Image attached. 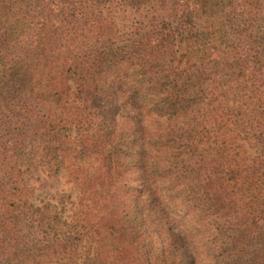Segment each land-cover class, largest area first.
Returning <instances> with one entry per match:
<instances>
[{"label": "trees", "instance_id": "obj_1", "mask_svg": "<svg viewBox=\"0 0 264 264\" xmlns=\"http://www.w3.org/2000/svg\"><path fill=\"white\" fill-rule=\"evenodd\" d=\"M9 1L0 239L16 248L33 229L23 168L28 145L42 143L35 156L47 164L90 167L76 174L96 223L77 218L70 234L105 241L102 264H264V0H155L143 59L112 64L93 47H106L118 19L100 0H20L16 15ZM77 129L79 151L63 134Z\"/></svg>", "mask_w": 264, "mask_h": 264}, {"label": "rangeland", "instance_id": "obj_2", "mask_svg": "<svg viewBox=\"0 0 264 264\" xmlns=\"http://www.w3.org/2000/svg\"><path fill=\"white\" fill-rule=\"evenodd\" d=\"M154 1L150 0L149 6L142 8L144 12H139L138 6L132 0H100L104 18L109 21L118 18L115 21L113 34L106 40V47L104 48L101 42L93 43L95 49L106 50L111 55L110 64L132 56L143 59L146 53L144 44L148 35L147 24L152 17L160 13H157L160 5L154 7ZM19 2L20 0L7 2V5L13 7L12 13L15 12V15L18 13L15 4L19 6ZM178 52L181 56V49H178ZM113 72L118 71L113 70ZM119 73L124 71L121 70ZM137 130L135 123L127 125L126 139L134 142L137 138ZM63 134L69 137L72 144L69 146L79 151L80 149L73 144L79 143L78 141L82 139L84 134L82 129ZM2 136L0 131V138ZM63 141L67 142V139ZM44 146L42 143L28 145L25 151L28 162L23 168V171H28L26 186L30 190L28 207L30 215L24 223L35 224L31 226L32 230H24L20 234L16 248L12 247V243L0 239V264H102L97 258L102 249L104 250L105 241L101 243L94 233V235L89 233L96 219L93 214L88 215L86 209L82 207L84 196L78 186L76 174L78 168L88 172L90 167L82 157L76 160L77 163L68 160L66 164L61 165L47 164L35 156L42 154ZM132 157L133 153L129 152L130 162ZM130 174L133 175H130L132 179L136 180L137 170H133ZM77 218L91 221V226L82 230L85 234L89 233L83 239L79 234H70V227ZM38 225L41 228H38ZM67 238H70L73 245V247L69 246L68 251L61 248L64 245L63 240Z\"/></svg>", "mask_w": 264, "mask_h": 264}]
</instances>
